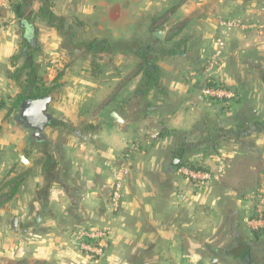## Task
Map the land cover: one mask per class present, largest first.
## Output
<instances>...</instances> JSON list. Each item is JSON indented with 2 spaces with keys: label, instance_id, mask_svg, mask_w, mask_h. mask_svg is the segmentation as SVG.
Instances as JSON below:
<instances>
[{
  "label": "crops",
  "instance_id": "obj_1",
  "mask_svg": "<svg viewBox=\"0 0 264 264\" xmlns=\"http://www.w3.org/2000/svg\"><path fill=\"white\" fill-rule=\"evenodd\" d=\"M206 10L205 18H189L193 11ZM168 22L192 24L194 34L183 39L187 49L164 51L152 76L132 66L116 83L120 107L110 111L113 121L107 110L102 114L108 100H95L99 129L89 135L84 131L89 146L83 155L72 146L67 152L55 146L56 161L46 163L43 174L46 161L39 164L33 143L66 136L59 133L54 115L36 135L21 119L20 106L15 107L22 88L13 74L30 58L23 49L37 48L31 56L37 72L54 82L47 112L54 94L65 88L64 95H71L67 103L77 108L69 116L73 122L92 103L78 95L96 79H108L102 66L96 71L91 60L79 62L83 43L139 42L155 37L154 27ZM209 37L213 47L204 44ZM126 51L138 57L135 48ZM209 58L216 60L213 79L237 91L229 106L202 94L201 68ZM65 72L73 74H68V87L57 83ZM129 79L137 81L124 94ZM0 103V156L24 166L19 185L23 180L35 192L25 188L23 199L36 212L44 206L34 221L14 231L18 243L0 264H264V229L252 222V192L264 187V0H0ZM76 130L70 135L83 133ZM139 131L147 135L137 149L133 141ZM185 162L212 170L214 181L194 188L176 173ZM33 169L40 170L39 177L38 172L32 177ZM121 177L123 197L113 211L112 185ZM15 186L0 195L1 208L15 196ZM55 201L68 202L57 222L52 220L57 211L46 209ZM42 219L48 224L41 225ZM86 225L110 231V248L101 261H91L73 245L72 234ZM239 246L241 255L230 253Z\"/></svg>",
  "mask_w": 264,
  "mask_h": 264
},
{
  "label": "rangeland",
  "instance_id": "obj_2",
  "mask_svg": "<svg viewBox=\"0 0 264 264\" xmlns=\"http://www.w3.org/2000/svg\"><path fill=\"white\" fill-rule=\"evenodd\" d=\"M206 12L207 10L206 11H193L189 14V18H191L192 16L196 19L202 18V17L205 18V16L207 17ZM192 27H193L192 24L177 25V24H174L173 22L160 23L154 27V30L161 29L164 31V39L162 40H158L157 38L152 37V35L150 34L149 35L150 37H148L147 40H141L139 42L123 41V42L100 43L96 41L94 44V47L91 49H89L90 42L83 43L85 45V52L81 54L82 56L79 58V62L85 61V63L87 64L88 62L87 60H91L92 66L96 68V71H99L101 68H104V70L102 69V71H106L108 79L106 82L103 81V77L105 75L102 76V79H99V78L96 79L94 81L95 83L92 84L93 86L91 89L86 90L85 92L82 91L81 94L78 95L79 97L87 99V103L89 101H92L91 104H87V106H85L82 110H80L82 111L80 113L81 117L84 118L85 116L86 120H82L81 118L78 121L77 120L73 122H71V120L68 121L69 116L73 115L75 112V109H77L75 106H70L66 101L71 96L69 95L70 93L67 92V95H64L66 94V89L64 88L63 90L64 92H63L61 91L62 89L61 88L60 90H58V93L62 92L61 95L54 94L56 101L52 105V107L48 110L47 113H49V115L51 116L54 115V118L56 120L55 126H58V129L60 130L59 133L61 132L64 133L66 137L59 136L56 138L55 136L52 137L51 135H49L45 139L44 144L36 143V142L33 143L38 149V153L36 154V157L38 158L39 164L46 161L44 169H43L44 170L43 174L46 175L48 172V166L50 165V163L56 161V159L54 158V155L51 154L52 152L57 150V149H54L55 146L63 145L65 152L68 151V147L72 146V148L76 150L77 154L83 155L85 146H89V143L88 145H86L87 139L83 138V136H85L84 131L86 132V135H89L90 132H95L97 131V129H99L98 121H94L95 120L94 116L98 114L100 110L98 108V105L94 104L95 100L96 102H99V100L101 99L108 100V102L106 103V109L102 110V114H104V112L107 110L108 121L110 123L111 121H113V119L109 117L110 111L116 110L120 107L117 104V100L114 94L116 90V83L118 82L119 79H121L122 77H125V75L129 73L132 66L134 67V71L135 69L139 68V71L141 72H145L144 68L147 67L146 59L141 56L142 53L138 54L137 53L138 51H142V50L149 51L150 54L147 57L154 64V66H157L159 64V60H161V57H163L164 51H167L168 49H178V51L181 52L182 49L186 48L184 44L185 41L183 39L185 37H188L187 35L194 34L192 33L193 31H191ZM146 35L147 33L143 34V36H146ZM215 35L216 34L214 33L213 36L217 38V35L216 36ZM209 39H212V38L210 37L207 38V41L205 40L204 44L206 45V47L207 46L209 47V45H211L210 47H213V42L210 41ZM73 44L75 45L77 43L74 42ZM132 48H135L137 50L136 54L138 57H136V55L135 57H131L132 53L129 51H126V50H131ZM28 51L34 52L35 50L33 51V49L31 48ZM88 53L94 54L95 56L90 58ZM210 61H212V58H209L208 60L206 59L205 63L202 65L201 69H203V72H205ZM66 68L67 66L65 67L61 66L62 70H65ZM69 72H65L67 75L64 76L63 74L59 78V82L57 83H60V85L64 84L68 87L69 86L68 78L69 76L73 75V74H69ZM120 72H124L125 74L121 76V74H119ZM43 73H46V71L45 72L43 71ZM40 77L42 78V80L44 79V76H40ZM136 81L137 79H134V80L129 79L127 81L128 82L127 90L123 91V93L124 94L131 93L132 83ZM43 82H44V85L47 87H52V85L54 84V82L52 83L49 81L45 82L44 80ZM54 92L55 91H53V93ZM118 92H119L118 95H120V97H123L122 91L119 90ZM102 108H105V107H102ZM129 110H130V107L127 108L125 111L123 110L122 112L127 113ZM139 124H140L139 128L141 127L143 128L144 125L148 126L147 122L146 124L145 123L143 124L139 123ZM74 128L77 129L78 132L83 131V133L80 134V136L70 135V133H73ZM139 132L141 133L140 136L138 137V139L133 141L135 143V146H139L136 144L140 143V141L143 139V136L147 135L146 132H141V131ZM72 141H74V143L71 145ZM51 155H53V158H51ZM46 163L48 166H46ZM23 169H24V166L20 165V163L18 162H16L15 165H13V163L10 162V159L9 158L7 159V155L0 156V195L10 194L12 191L13 184L16 185L13 191V194L15 196L12 197L10 200H7L5 204L3 205L4 207L3 206L2 208L0 207V260H3V257L5 256L7 257V253H8L7 251H9L8 249L11 247V245H13V242L18 243L17 240L14 238L15 232L12 226L13 218L18 217L17 232H19L20 228L31 223L32 221H34V219L37 218L38 214L36 213L38 212L40 214L43 213L42 209H44V206L41 207L40 211L36 212V209L34 208L32 202L31 203L30 201L26 202L23 199L22 195L26 194L27 192L25 188L28 187L29 189L28 194H31V192L32 193L35 192L34 186H31L27 183L26 184L23 183V180L22 182L20 181L21 183L19 185L18 180L21 177L20 173ZM32 172H33L32 174L33 178H35L34 172H38V177H39L40 170L33 169ZM11 181H12V185L10 184ZM262 190H264V187H262L258 191L255 190L252 192L253 212H255V207H256V198L254 199L253 196H256ZM64 192L65 191H63L62 189H59V193H64ZM67 206H68L67 201H55L53 202L51 206H49L46 209L51 208V210L53 209L54 212L57 211L55 212L56 217H52L53 214L51 213L52 220L57 222L61 220L59 213L63 212ZM39 222H41V225L48 224V223H44L43 219L40 220ZM82 227L83 228H80L79 230H77V232L73 233L71 236L75 249L78 252L84 254L86 257L90 258L91 261H101L102 258L97 259L94 256L90 255L89 253L82 251L81 246H80V240H81L80 232L85 231V230H97V229H105V228H100L95 225L87 226V227L82 226Z\"/></svg>",
  "mask_w": 264,
  "mask_h": 264
},
{
  "label": "built area",
  "instance_id": "obj_3",
  "mask_svg": "<svg viewBox=\"0 0 264 264\" xmlns=\"http://www.w3.org/2000/svg\"><path fill=\"white\" fill-rule=\"evenodd\" d=\"M219 42V46H222ZM221 55V50H217L215 57ZM216 60L212 59L204 72V81L202 94L211 102L220 103L225 106L231 105L237 98V91L233 87L218 83L212 77V68ZM135 148H138L136 146ZM128 173L125 169L124 175ZM177 175L183 177L194 188L203 189L209 186L215 179L212 170L202 169L185 162L180 164L176 169ZM123 178H118L112 185V193L110 203L113 211L120 207L123 197ZM256 207L253 216V225L256 228L264 229V190L260 191L256 196ZM80 246L82 251L89 253L99 259L106 256L110 248V232L109 229L85 230L80 232Z\"/></svg>",
  "mask_w": 264,
  "mask_h": 264
},
{
  "label": "trees",
  "instance_id": "obj_4",
  "mask_svg": "<svg viewBox=\"0 0 264 264\" xmlns=\"http://www.w3.org/2000/svg\"><path fill=\"white\" fill-rule=\"evenodd\" d=\"M95 42L96 41H91L89 43V49L94 47ZM28 47L30 48V45H28ZM28 50H30V49H23V51L25 53H22V54L25 57H30V58L24 62V64L22 65V68L20 70L16 71L13 74V78L18 81V83L21 85V88H22L21 93H19V95L17 96L16 101H15V107L16 108H19V106L23 100L28 99V98H37V97H41L44 95L51 94L55 88L54 86L47 87L44 85V82H43L42 78L38 75L37 68L35 67V65L33 63V59L31 57L33 52L28 51ZM34 50H37V48L36 47L33 48V51ZM137 53L138 54L142 53L143 55L141 54V56L146 59L147 67L144 68L145 69L144 74L147 76H152L151 75V70H152L151 68L152 67L155 68V66L150 61V59L147 57L150 54L149 51H143L142 50V51H138ZM18 57H19V55L17 54L15 56V59ZM139 67H140V65H139ZM260 125L264 127V121L260 122ZM243 250H244L243 247L239 246V247L233 248L230 251V253L235 255V256H239V255H241V253H243L242 252Z\"/></svg>",
  "mask_w": 264,
  "mask_h": 264
},
{
  "label": "water",
  "instance_id": "obj_5",
  "mask_svg": "<svg viewBox=\"0 0 264 264\" xmlns=\"http://www.w3.org/2000/svg\"><path fill=\"white\" fill-rule=\"evenodd\" d=\"M154 36L158 39H163L164 31L157 30L154 32ZM52 99V95L48 94L37 98L25 99L20 104L21 119L26 123L28 127L33 129L35 131V134L38 136L42 135L45 126L51 123L52 118L47 113V108ZM112 117H114L120 123L123 122L121 116L115 111L112 112ZM22 160L24 162L27 161L25 157H22ZM12 226L14 231L18 230V217L13 218Z\"/></svg>",
  "mask_w": 264,
  "mask_h": 264
}]
</instances>
